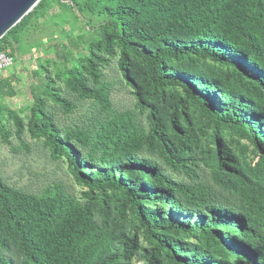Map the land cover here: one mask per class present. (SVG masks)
Instances as JSON below:
<instances>
[{
	"label": "rangeland",
	"instance_id": "obj_1",
	"mask_svg": "<svg viewBox=\"0 0 264 264\" xmlns=\"http://www.w3.org/2000/svg\"><path fill=\"white\" fill-rule=\"evenodd\" d=\"M91 1L93 8L85 0H44L42 7L32 8L28 13L27 27L8 42L6 49L12 52L14 63L3 76H11L13 95L0 93V179L10 188L42 200L54 196L67 198L78 209L88 208L100 228L111 236L109 255L114 258L124 244L132 242L128 257L110 264H147L149 261L171 264L164 254L151 255L154 240L139 226L133 208L123 203L117 192L88 190L71 171L64 156L53 155L45 138L31 131L36 130V123L40 125L39 121L33 125L37 111L51 117L60 137L66 138L80 159L88 160L82 163L83 172L94 177L115 175L124 169L120 165L128 161L145 162L156 165L171 180L203 183L221 198L229 199L232 195L220 179H227L230 173L214 165L215 155L223 160L232 158L263 185L264 156L245 129L214 119L186 98L179 87H154L148 79L147 65L131 55L127 67L133 82L127 81L117 67L119 47L111 37L114 20L100 10L101 6L116 7L118 0ZM124 24L126 34L151 50L163 42L180 46H205L208 42L144 24L139 17H127ZM99 29L107 33V40L94 34ZM79 34L93 36L80 42L77 48L70 47L68 38ZM58 44L66 59L56 54ZM195 64L208 67L210 77H200L197 71L184 69ZM164 68L172 74L191 77L190 81L214 101L225 120L233 119L238 113L258 117L264 110V88L233 66L191 56L181 62L165 59ZM247 70L253 75L257 73L248 66ZM43 77L47 85L40 91ZM262 78L264 81V75ZM205 81L216 86L207 88ZM223 86H232V89L228 92ZM127 130L142 135L143 147L138 156L102 163L103 144ZM158 132L167 138L173 154L160 142ZM257 140L264 144L263 133ZM140 168L141 171L133 167L121 177L125 181L140 177L143 190L151 193L144 201L145 206L160 207L163 214H170L173 220L186 226L202 217L187 206L179 209V204H185L184 195L165 183L156 185L153 180L158 175L156 172L147 181L144 175L149 171ZM133 182L135 186L140 183ZM219 229L228 241L236 237L232 228L220 226ZM175 230L205 260L219 262L220 257L206 251L192 233ZM9 255L18 258L13 241L0 234V258ZM227 260L230 264H244L242 258L238 260L233 255Z\"/></svg>",
	"mask_w": 264,
	"mask_h": 264
},
{
	"label": "trees",
	"instance_id": "obj_2",
	"mask_svg": "<svg viewBox=\"0 0 264 264\" xmlns=\"http://www.w3.org/2000/svg\"><path fill=\"white\" fill-rule=\"evenodd\" d=\"M43 1L39 0L33 9L42 7ZM85 2L93 8L91 0ZM100 10L114 20L111 37L119 47L117 67L127 81L133 82L127 67L128 56L131 55L147 65L148 79L154 87H179L186 98L197 103L214 119L228 121L245 129L255 143V148L264 156V144L257 140L260 133L264 135V110L258 117L238 113L233 119L225 120L214 101L190 81L191 77L188 79L180 74H172L164 68L165 59L181 62L195 56L233 66L254 78L264 88V0H118L116 7L101 6ZM28 13L0 38V50L6 49L11 38L27 27ZM127 17H139L144 24L158 25L164 30L179 31L193 38L207 39L208 42L205 46H180L163 42L151 50L126 34L124 20ZM94 34L100 35L104 40L108 39L103 29ZM92 36L93 34L70 36L68 44L77 48L80 42H86ZM55 49L59 57L67 58L61 45L58 44ZM235 55L241 60H236ZM247 66L257 73H248ZM184 69L197 71L200 77H210L209 68L204 65L184 66ZM43 79L40 91L47 85L46 78ZM11 81V76L0 74V93L13 95L10 91ZM204 84L207 88L216 86L206 81ZM223 87L228 92L232 89V86ZM240 106L246 108L244 105ZM35 120L33 125L37 121L40 125L36 123V130L31 131L45 138L53 155L64 156L79 182L90 191L98 189L117 192L123 203H128L133 208L139 226L155 242L151 255L164 254L171 264H230L227 260L229 255L238 260L242 258L244 264H264V185L232 158L223 160L219 155L214 158L217 168L230 173L227 179H220L232 195L229 199L221 198L214 189L203 183L185 184L171 180L156 165L145 162L128 161L120 165L124 169L118 170L115 175L94 177L84 173L83 164L88 163V160L80 159L66 138L60 137L50 116L38 110ZM158 133L160 142L173 154L168 147L167 138L161 132ZM142 147L141 133L130 130L117 133L103 144L101 162L137 157ZM133 167L140 171V167L146 168L149 171H145L144 175L147 181H151L150 178L156 172L157 177H153L156 185L165 183L184 195L185 204H179V209L187 206L201 213L202 217L186 226L173 220L170 214H163L160 207L145 206L144 201L149 199L151 193L143 190L145 187L140 177L135 176L133 180L126 181L121 177L122 173L131 172ZM133 181L140 183L135 186ZM161 198L166 199L167 196ZM220 226L232 228L236 237H232L231 241L225 239L221 235ZM176 228L178 231L192 233L206 251L220 257L219 262L205 260L200 252L188 246L175 233ZM0 234L11 239L18 252L17 259L11 255L2 256L1 264H110L116 259L127 258L133 248L132 242L126 243L115 258L110 256L111 236L100 228L88 208L78 209L67 198L54 196L49 200H42L6 186L1 179ZM147 264L153 262L149 261Z\"/></svg>",
	"mask_w": 264,
	"mask_h": 264
},
{
	"label": "water",
	"instance_id": "obj_3",
	"mask_svg": "<svg viewBox=\"0 0 264 264\" xmlns=\"http://www.w3.org/2000/svg\"><path fill=\"white\" fill-rule=\"evenodd\" d=\"M39 0H0V38Z\"/></svg>",
	"mask_w": 264,
	"mask_h": 264
},
{
	"label": "built area",
	"instance_id": "obj_4",
	"mask_svg": "<svg viewBox=\"0 0 264 264\" xmlns=\"http://www.w3.org/2000/svg\"><path fill=\"white\" fill-rule=\"evenodd\" d=\"M14 63V56L9 50H0V74H3Z\"/></svg>",
	"mask_w": 264,
	"mask_h": 264
}]
</instances>
